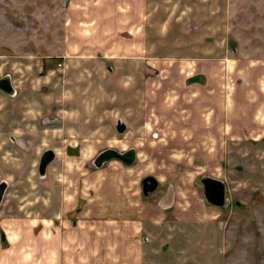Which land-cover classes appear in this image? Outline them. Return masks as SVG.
Listing matches in <instances>:
<instances>
[{
  "label": "rangeland",
  "instance_id": "obj_1",
  "mask_svg": "<svg viewBox=\"0 0 264 264\" xmlns=\"http://www.w3.org/2000/svg\"><path fill=\"white\" fill-rule=\"evenodd\" d=\"M0 124V264H264V0H0Z\"/></svg>",
  "mask_w": 264,
  "mask_h": 264
},
{
  "label": "water",
  "instance_id": "obj_2",
  "mask_svg": "<svg viewBox=\"0 0 264 264\" xmlns=\"http://www.w3.org/2000/svg\"><path fill=\"white\" fill-rule=\"evenodd\" d=\"M117 128L120 132H123L126 128L125 124H122L120 121L118 122ZM54 158V153L51 150H48L44 153L41 164H40V172L44 173L47 169L48 164L51 162V160ZM110 158H117L121 161H123L125 164H132L134 162L135 158V150L130 149L127 152L121 153L117 150L109 149L101 152L95 162L97 166H100L105 160H108ZM143 192L145 195H148L150 192L155 191L158 186L159 182L154 176H146L143 179ZM0 199L3 197V188L0 187ZM210 189H206V196L211 197V200H214L217 204H223L225 202V191L223 189V186L221 185H215L210 186Z\"/></svg>",
  "mask_w": 264,
  "mask_h": 264
},
{
  "label": "crops",
  "instance_id": "obj_3",
  "mask_svg": "<svg viewBox=\"0 0 264 264\" xmlns=\"http://www.w3.org/2000/svg\"><path fill=\"white\" fill-rule=\"evenodd\" d=\"M147 11V14L146 15H149V12H148V10H146ZM146 11H145V13H146ZM206 80V82L204 83L203 81H205ZM189 82L190 84H193V85H201V86H204V85H206L207 84V82H208V74L204 71H197V72H195L193 75H191V76H189L187 79H186V82ZM0 131H2V127H1V124H0ZM89 150L90 149H86L85 151H83V155H86V153H89ZM164 194V191L160 194L161 196ZM68 195H69V193H68ZM68 195H66L67 197H68ZM161 196L159 197V199L161 198ZM159 199L157 200V199H155V201H154V203L155 204H159ZM65 202H62V206L60 207V206H58V209L55 211V216L56 217H63V218H66V217H68V212L67 211H65V208H66V205H70L69 203H71V201H70V199L68 198L67 199V201L66 200H64ZM122 202H123V200H122ZM124 203H125V212L127 213L126 215H125V217L124 218H127V223H129V222H132V225H133V221H130V220H128V219H130V217H132L133 215H131L130 213V215L131 216H129L128 215V212H130V210H131V206H130V204H132V201L131 200H129L128 198L124 201ZM160 204H161V202H160ZM158 207H159V209H161V211L164 213V215L162 216V217H158V219H155V221H162L163 219H166L167 218V212L171 209V207L170 208H168V209H164V208H162L160 205H158ZM157 208V207H156ZM175 208V207H174ZM92 211H88L87 213H91ZM81 213H83V215H84V213H86V211H83V212H81ZM172 213H175V210H173L172 211ZM206 215L209 213V212H204ZM204 214V215H205ZM89 215H91V214H89ZM203 215V214H202ZM129 216V217H128ZM147 217L146 218H149V215H146ZM132 219H133V217H132ZM142 223H143V221H142ZM142 223H141V221H140V227L138 228V226L136 227V233L135 234H137V233H140L141 232V230H142ZM133 227V226H132Z\"/></svg>",
  "mask_w": 264,
  "mask_h": 264
},
{
  "label": "flooded vegetation",
  "instance_id": "obj_4",
  "mask_svg": "<svg viewBox=\"0 0 264 264\" xmlns=\"http://www.w3.org/2000/svg\"><path fill=\"white\" fill-rule=\"evenodd\" d=\"M68 148H69V146H67V151H66V153L68 154ZM54 157H55V155H54ZM54 159V158H53ZM52 159V160H53ZM51 160V161H52ZM47 168H48V166H47ZM46 171H47V169H46ZM45 171V172H46ZM0 187H2L3 188V196H4V194L7 192V182L6 181H0ZM0 190H1V188H0ZM3 198V197H2ZM2 198L0 199V203H1V201H2Z\"/></svg>",
  "mask_w": 264,
  "mask_h": 264
}]
</instances>
